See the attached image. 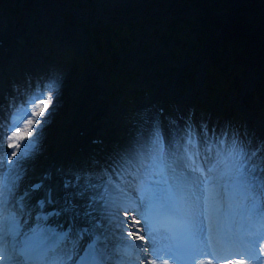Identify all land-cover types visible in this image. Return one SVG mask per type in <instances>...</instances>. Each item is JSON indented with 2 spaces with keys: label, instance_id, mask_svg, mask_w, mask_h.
<instances>
[{
  "label": "snow or ice",
  "instance_id": "6c2138e0",
  "mask_svg": "<svg viewBox=\"0 0 264 264\" xmlns=\"http://www.w3.org/2000/svg\"><path fill=\"white\" fill-rule=\"evenodd\" d=\"M50 102L51 92L47 100L41 92L26 102L21 114L14 116L10 111L0 115V171L12 165L18 155L27 156L35 146V139L20 143L25 139L22 125L28 136L42 131L33 129L30 117H44ZM27 103L34 107L29 110ZM207 131L204 126L197 143L190 124L176 127L174 137L173 130L162 135L158 124H146L134 137L130 150L110 153L102 166L58 168L52 174H42L14 209L37 223L35 228L25 229L31 232L25 241L27 257L14 264H112L109 210L120 205L126 187L121 176L131 179L128 169L144 168L141 154L147 168L156 169L160 175L154 186V211L159 227L172 241L167 255L156 259H163V264L169 259L174 264H212V259L204 258H216L217 246L223 244L240 257L230 259V264H264L260 259L264 256V147L243 151L237 148L235 138L225 147L227 130L219 135L211 130L213 137H208ZM21 148L23 152H19ZM15 168L19 176L24 161L16 160ZM145 207L140 210L143 212ZM237 216L246 218L241 229L224 225L223 221H234ZM144 219L147 222V213ZM18 229L19 222L10 217L0 225V241L4 236H22ZM151 232L150 228L149 235ZM127 235L145 240V236L133 232ZM143 251L147 254L148 249ZM4 259L0 253V260ZM149 264H156V260Z\"/></svg>",
  "mask_w": 264,
  "mask_h": 264
},
{
  "label": "rangeland",
  "instance_id": "374dc122",
  "mask_svg": "<svg viewBox=\"0 0 264 264\" xmlns=\"http://www.w3.org/2000/svg\"><path fill=\"white\" fill-rule=\"evenodd\" d=\"M51 2L58 6L60 11L54 19L59 30L52 29L53 37L51 38L57 37L54 31L60 33L61 36L75 32L80 39V45L75 50L70 48L67 51L63 50L64 55L59 57L57 78L62 79V82H60L59 89L52 94L53 103L55 102L56 105L47 110L44 126L48 120L49 125L60 124L64 121L63 115H67L69 110L68 99L72 97L70 95L72 90L77 87L80 90L83 87L80 92L85 93L84 88L88 82L81 76L88 71L103 79L105 88H108L106 90L107 95L103 96L107 98L103 100L106 107L115 103L117 112H114L113 115L118 116L115 121L119 120L120 123L129 121V119L141 124L147 123V119L144 120L146 114H155V111H158L154 101H150L153 97L151 87L156 80L160 82L169 78L174 81L177 94L182 99L179 101L177 96L175 99L166 97L157 103H164L165 100L169 105L175 106L181 102L184 113L186 106L192 102L191 106L194 99L199 106L205 103V106H202L205 111H202L201 118L198 119V116L195 115L194 121L191 123L197 135L203 131L205 126L203 114L205 113L207 116L211 109H215L216 126L214 128L227 130L228 139L226 142L228 145L231 144L233 138L236 142L241 140L244 136V129L247 127L246 122H249L254 128H258V132L254 136L256 149L264 147V107L260 109L255 104L248 108L245 106L253 93L254 83L257 80L256 75L247 68L249 72L238 79L239 91L233 92L231 89L222 92L213 90V95L210 98L205 90L209 91L208 88L211 87L209 84L213 78L211 73L206 70L207 61L202 50L193 49L190 45L194 42L196 31L201 28L202 16L208 10H211V13L222 21L227 16L235 18L240 14L251 20L252 3H259L260 0H136L135 6L132 7L127 5L125 0L121 1L123 4L113 1L114 5L110 3L111 0H101L100 7H98L99 0H0V21L9 23V32H21L26 22H23L22 19L25 16H33L36 19L39 12L38 7L47 6ZM100 24L103 26L117 25L123 29L130 26L129 24L140 25H137L128 36H126V30H123L119 36L124 37V40L116 44L115 36L108 34L109 29L104 33L101 30L98 31ZM172 24H176V27L178 25L177 28L181 35L178 40L161 36L164 32L165 34L170 32L167 27H172ZM50 26L48 20H43L35 26V32H31L33 30L31 27L30 29L27 28L25 32H28L29 36L34 34L33 37L36 42L44 47L47 44H45V40L50 38L45 37L44 33L52 36L49 30ZM215 31L218 34L220 28ZM91 32L93 34L100 33L98 42ZM113 46L118 50L117 53L116 50H113ZM108 55H111V58ZM218 66L224 70V61L219 62ZM190 80L193 82L191 83ZM214 87L216 88L215 85ZM46 89V86L42 87L46 93L51 92ZM40 90V88L35 89L33 91L35 93L30 97L37 95ZM151 106H154V111L149 110ZM172 109L175 110L176 107L169 108L168 112ZM226 109H229L230 113H227ZM196 112L195 110L194 114ZM48 114L51 115L48 116ZM229 119H234L235 124L231 125ZM104 121L107 120L104 119ZM155 123L156 120L151 121V124ZM40 129L43 131L41 137L43 138L45 129L44 127H40ZM261 132L263 138L260 137ZM81 134L83 135L84 132ZM54 140L55 135L52 133L50 142L52 143ZM81 149L79 148V150ZM27 170L31 172L28 167ZM14 178L17 179L18 176ZM14 178L12 177V180ZM0 182L5 184L6 180L0 179ZM137 184L139 185V183ZM121 221L120 218L115 223L117 229H120L119 225L123 223ZM129 245L132 244L123 243V247H119L121 253L112 251L113 260L124 257L134 261L138 258L140 255L131 249L132 247L129 248ZM122 263L120 262V264Z\"/></svg>",
  "mask_w": 264,
  "mask_h": 264
},
{
  "label": "bare ground",
  "instance_id": "6f19581e",
  "mask_svg": "<svg viewBox=\"0 0 264 264\" xmlns=\"http://www.w3.org/2000/svg\"><path fill=\"white\" fill-rule=\"evenodd\" d=\"M100 1L101 0H99L98 7L101 5ZM113 1L118 4H123L121 1L124 0H111L110 3L112 5H114ZM125 2L132 7L135 6L136 0H125ZM110 8L108 9L110 10ZM38 9L39 12L37 13L36 19L33 16H25V18L22 19L23 22H26L21 32H9V23L0 21V42L3 41L2 46L6 48V50H3L2 46L0 47V115H8L10 111L14 115L16 113L21 114L24 111L26 102L34 100L38 95L30 97L35 93L33 91L38 88L42 90L43 86L47 87V91H51V102L46 112L50 107L56 105L54 104L55 102L53 103L54 97L52 94L59 89L60 82H62V79L59 80V78H57L59 74L57 72L59 57L64 55L63 50L67 51L69 48L75 50L76 47L80 45V39L75 32L67 36H64V34L61 36L60 33L54 31L57 37L55 39L53 38L54 40L51 38L53 37V30H59L57 28V22L54 21L56 15L60 13L58 6L51 2L47 6H39ZM35 11L37 12L36 8ZM26 18L27 20L30 19L27 21ZM43 20H48L50 22L51 26L49 30L52 34L51 36L44 33L45 37H50L48 40H45V44L47 43L48 45L46 44L44 47L36 42L33 37L34 34L29 36L28 32H25V30H27V28L30 29V27L33 29L31 32H35V26L43 22ZM154 57H156V55H154ZM81 78L86 79L88 82L87 86L84 88L85 93L82 94L80 92L83 87L80 90L78 87L72 90L70 93L72 97L68 99L69 110L67 115H63V122L49 125L48 120L47 124L44 126L40 121L46 118V112L44 117H30L34 121V130L44 127L45 134L43 138H41L43 131L36 133L35 136H28L27 133L23 131L22 125V135L25 136V139L20 141V143L24 144L27 143L28 140L35 139V146L29 150L27 156L22 157L18 155L13 159L12 165H7L3 171H0V179L6 180L5 184H1L0 182V225L4 224L10 217H15L19 222L18 230L22 233V219L19 213L14 211L17 206L16 199L20 197L19 202H21V198L23 197L22 190L25 189V184H28V180L32 179L35 175L41 174L47 169H53L54 171L52 173H54L58 168L68 170L78 167L87 169L102 166V162L110 153L119 152L126 148L130 150V146L135 143L134 137L136 134L143 130L146 124H151L152 120L157 119V113H148L144 118V120L147 119V123L144 124L131 119L124 123H120L119 120L115 121V118L118 116H114L113 113L117 112L115 109L117 106L114 103L106 107L103 99L107 97L103 96L107 95L106 90H108V88H105L106 85L103 79L91 71L82 75ZM157 82L156 80L153 87H151L153 90V98H151L150 101L157 103L162 98L165 99L166 97H170L175 99V96L178 97L177 88L174 87V81L168 78L165 81ZM32 88L34 89L31 90ZM42 92L47 100L49 93H46L44 90ZM37 103H39V101H37ZM164 104L165 100L163 105ZM14 106H17L15 107L16 109ZM27 107L31 110L34 105L27 103ZM160 107L161 109L163 108L162 106ZM189 108L190 105L188 104L186 110ZM108 110L110 111L108 112ZM149 110L154 111V108L151 106ZM215 112V109H211L205 118V126L209 129L206 133L208 137H213V132L211 130H215L217 135L223 130L218 127L217 129L214 128L216 126ZM50 115L51 114H48V116ZM168 116L173 119L174 123L165 127L166 134L169 130H173L172 128L175 123L183 124V126L191 125L195 117L194 107L192 106L190 110L189 117L191 119L185 115L181 102L177 104L175 110L168 112ZM106 118H108V120L105 122L104 119ZM112 120L114 121L112 122ZM247 121H249V119H247ZM246 125L244 136L239 142H236L237 148L243 151L257 150L254 136L255 133L258 132V128H254L249 122H246ZM81 132H84L82 136H80ZM52 133L55 135V140L51 143L50 136ZM201 133L197 135L195 131L197 143H199ZM261 135L262 132L260 133V137L263 138ZM174 136L175 132L173 130V137ZM227 139L228 138H226V140ZM93 140H101L102 143L101 145H91L90 141ZM165 142L168 143L167 140H165ZM6 144L7 141H5V146ZM228 146L226 142L225 147ZM79 148L82 149L79 150ZM93 149L96 150L93 152ZM8 151L11 152L16 150L8 149ZM23 151V148L19 150V152ZM16 160L24 161V170L20 173L16 181H12V177L16 176L15 172L19 171V169L15 168ZM140 163L144 165V168L136 171L128 169V172L131 174V179H125L124 176H121V181L126 184V187L123 189L120 205L119 207H113L109 210V228L112 234V246L114 247L112 251L121 253L119 247H123V243H130L132 245H129V248L132 247L131 249L140 256L134 259L135 262L124 257H118L116 260H113L111 256L110 259L112 260V264H120V262H123L122 264H149L153 259L156 260L157 264L158 261L161 262L163 259H156V257H165L170 248L167 235L164 232L152 229L151 235H149L150 228L146 226L147 223L144 217L145 213L149 214L150 209L147 205L152 198V183H155V181L146 179H148L149 176H155V174L150 172V168H147V162L143 160L142 154ZM27 167L31 173L27 170ZM133 167H135V165ZM145 168H147V170H144ZM169 180L172 181L171 178ZM137 183H139V185ZM14 198L15 203H13ZM142 206H146L143 212L140 210ZM120 218L123 223L119 225L120 229H117L115 223L118 222ZM137 220L140 221L139 224L136 223ZM128 232L143 235L145 236V240L137 241L133 237H129L127 235ZM5 238L6 236L0 241V253L5 257L4 260H0V264H14L18 258L9 251V246H6L4 243ZM13 240V237L8 238V241ZM143 249H148L147 254L144 253ZM232 252H234L235 255V251L233 250ZM236 257L235 255V257L230 258H234L233 260L240 259V257ZM204 259H212V264H230V261L225 263V258L223 257L222 259L218 257H205ZM260 259L264 260V256H260ZM168 261L174 264L173 260L169 259Z\"/></svg>",
  "mask_w": 264,
  "mask_h": 264
},
{
  "label": "trees",
  "instance_id": "16d2710c",
  "mask_svg": "<svg viewBox=\"0 0 264 264\" xmlns=\"http://www.w3.org/2000/svg\"><path fill=\"white\" fill-rule=\"evenodd\" d=\"M252 4L251 20L240 14L235 18L227 16L222 21L219 17H215L211 10H208L202 16L201 28L196 31L194 42L190 45L193 49L202 50L207 61L206 70L211 73L213 78L209 84L211 87L208 88L210 95H213V90L239 91L238 79L249 72L247 70L249 68L256 75L257 80L254 83L255 87L249 97V102L245 103V106L248 108L255 104L261 109L264 107V0ZM240 10L242 11L243 8ZM129 25L123 29L117 25L103 26L100 24L98 31L101 30L104 33L109 29L108 34L115 36L116 44H119L124 40V37L119 36L123 30H126V36H128L140 24ZM177 27L176 24H172V27L168 26L170 32H166V34L164 32L161 36L172 37L173 40L180 39L181 35ZM218 28L220 31L217 34L215 30ZM93 35L98 42L100 33L96 32ZM113 50L115 51L116 47L113 46ZM117 52L118 50H116ZM108 56L111 58V55ZM222 61L225 63L224 70L218 66ZM225 111L230 113L229 109ZM231 122L233 125L235 124L234 119H231Z\"/></svg>",
  "mask_w": 264,
  "mask_h": 264
},
{
  "label": "water",
  "instance_id": "95a60500",
  "mask_svg": "<svg viewBox=\"0 0 264 264\" xmlns=\"http://www.w3.org/2000/svg\"><path fill=\"white\" fill-rule=\"evenodd\" d=\"M165 134H166V132H163V133H162V135H165ZM165 145H168V143H166Z\"/></svg>",
  "mask_w": 264,
  "mask_h": 264
}]
</instances>
